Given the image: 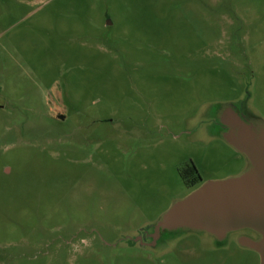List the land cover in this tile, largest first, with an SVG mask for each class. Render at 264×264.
<instances>
[{"label":"rangeland","instance_id":"1","mask_svg":"<svg viewBox=\"0 0 264 264\" xmlns=\"http://www.w3.org/2000/svg\"><path fill=\"white\" fill-rule=\"evenodd\" d=\"M246 94L264 118V0H0V264H260L233 238L126 240L187 193L182 165L244 168L181 130Z\"/></svg>","mask_w":264,"mask_h":264},{"label":"water","instance_id":"2","mask_svg":"<svg viewBox=\"0 0 264 264\" xmlns=\"http://www.w3.org/2000/svg\"><path fill=\"white\" fill-rule=\"evenodd\" d=\"M224 104L221 121L230 129L223 139L246 157L245 167L175 199L155 221L151 236L180 229L224 240L229 233L247 229L255 236H239L238 243L257 252L264 264V119L246 121L232 102Z\"/></svg>","mask_w":264,"mask_h":264},{"label":"flooded vegetation","instance_id":"3","mask_svg":"<svg viewBox=\"0 0 264 264\" xmlns=\"http://www.w3.org/2000/svg\"><path fill=\"white\" fill-rule=\"evenodd\" d=\"M136 91L138 92L139 90L136 89ZM246 95L247 97H244L243 99L239 98L238 100L227 101V102H232L234 109L246 121H254L255 123H258L260 120L264 118L259 113H256L249 107L248 94ZM224 103L226 102L215 104L214 109H205L204 107H198L197 109H195L192 113H196V114L190 116L186 120L187 125L182 127L183 129L181 130V133L188 134L189 132H197L199 130L201 131L204 130V132H207L212 138L223 139L224 133L230 129L228 125H226L221 121L222 111L226 107ZM179 174L188 188L186 194L190 193L192 190L198 187L200 183H202L201 174L198 171L197 165L193 162L182 165L179 169ZM186 194H184L183 196H185ZM155 221L146 224L143 227H140L137 233L131 236H127L126 240L132 244H138L143 247H149L155 251H163V252H166L167 250L172 248L180 247V245H185L187 244V242H189L187 241L186 238L182 237L181 235L182 232L185 231L180 229L173 231L163 230L160 232V236L158 238H154L153 236H151V233L153 231V225ZM193 233H200V232H193ZM201 234L209 237L213 241L214 247L223 246L225 243H227V240L229 238H233L234 241L240 247L253 251L252 249L241 246L238 243L239 236L242 235L255 236L253 232L247 229L229 233L224 240H217L216 238L207 235L205 233H201ZM165 254L166 253L161 255H165Z\"/></svg>","mask_w":264,"mask_h":264}]
</instances>
